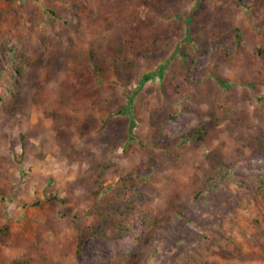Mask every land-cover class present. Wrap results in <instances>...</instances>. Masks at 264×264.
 <instances>
[{"label":"rangeland","instance_id":"374dc122","mask_svg":"<svg viewBox=\"0 0 264 264\" xmlns=\"http://www.w3.org/2000/svg\"><path fill=\"white\" fill-rule=\"evenodd\" d=\"M21 2L27 23L0 22V264H264V0ZM139 22L116 71L107 54Z\"/></svg>","mask_w":264,"mask_h":264},{"label":"trees","instance_id":"16d2710c","mask_svg":"<svg viewBox=\"0 0 264 264\" xmlns=\"http://www.w3.org/2000/svg\"><path fill=\"white\" fill-rule=\"evenodd\" d=\"M5 2L7 4L6 8L0 10V22L7 21L10 16H14L16 22L23 23V24L27 23V22H25V14H24L23 5H22L23 2H21V0H5ZM51 12L53 14H56V11L51 10ZM142 26H143L142 22H139V26H135L133 24L132 26L123 28V32L121 35L120 42L116 43L113 46V48L111 49V51L108 52V54H107L109 56L108 61L111 63L112 67L114 69H116V71H117L118 67H120L121 65L124 64V62L129 63L128 65H132L133 62L135 61V59L137 58L138 52L135 51L134 48H131V45H132L133 41L138 40L139 37L143 35V30L141 29ZM236 35L239 38V30H238V33ZM149 43H150V45H149ZM238 43H239V41H238ZM142 44H143V48L154 47V44L151 41L149 42L146 40V41H143ZM238 48H239V46H238ZM152 54H153V52H149V51H146L144 53L142 52V57L149 58V57H151ZM226 54H228V53L226 52ZM256 54H257V56H255V57H256V60H258L257 65L264 68V50H262V48H259L256 50ZM26 62H27V65H33L35 63L33 58L26 59ZM166 65H167V62L160 65L159 68H161L160 70L162 72L165 69ZM24 66H25L24 63L22 65L16 66V68L13 71V74H21L23 72ZM70 76H71L70 78L72 79V81L74 83L73 84L74 88L78 89L77 90L78 92L76 91L77 96L78 97H85V96L89 95L90 86L87 85L89 88L86 85L81 86V83H79L80 79L77 80L80 77V74L78 72H75V71H70ZM215 77H217V79H215V80L218 83H220L224 86L227 85L226 81H223L220 77L214 75V78ZM53 79H54V77L52 75H49L48 73L45 72V74L43 76L36 78L35 85L38 88V90L41 91V89ZM149 79H150V72L144 74L141 77L140 83L138 84V86L136 88H133L132 91H129L126 88L124 93L127 96V102L129 103V106H130L129 108L133 107L134 98H135V95L138 92V90ZM165 84H166V82H165ZM173 89H175L176 93H180V94L182 93V90L178 89L177 86L176 87L174 86ZM130 112H132V111L130 110ZM113 113L114 112H112V114ZM216 123H217V117L214 115L210 118L209 121L201 124V126L196 127L195 129L188 131L185 134V137H186V139H192L197 144H200V143L204 142L207 139L208 134L211 133V131H213L216 128V125H217ZM132 136H133V134H132ZM132 136L130 135L129 140L132 139ZM24 152L25 151L23 150V152H21L19 154L17 153L18 158H21V156L24 155ZM220 166L222 168L223 167L226 168L227 164L222 163V164H220ZM104 173L105 172H103L102 174H104ZM102 174H101V177L95 178V182H93L94 186H96V187L98 186L101 188H104L106 186V182L104 181V178H103L104 175H102ZM229 175H231V174H229ZM225 176H227V175H225ZM231 177H233V179L235 178L233 175H231ZM235 180L236 179H234V181ZM203 191L204 190L199 189L198 192H196V195L199 197ZM51 199L52 200L57 199V200H60L63 202L66 201L65 199H61L56 195L53 196ZM126 201L129 202V203H127V207H126L128 212L134 210L135 205L133 204V202L128 200V197H126ZM39 202L40 201H36L33 204L36 205ZM123 214L125 215L126 213H123ZM113 219H115V221H116L115 222L113 220V223H114V226L117 230H124L128 225L127 224L128 220L125 217L123 218V215L113 217ZM119 233H122V231H120ZM81 243H82V241H81V239H79V241L77 243V248H80ZM26 263H27V261H25L22 258H19V259H13V260L9 261L7 264H26Z\"/></svg>","mask_w":264,"mask_h":264}]
</instances>
